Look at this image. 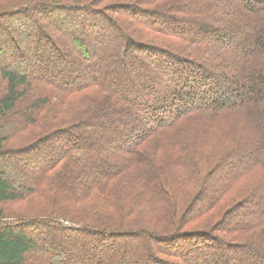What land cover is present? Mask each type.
I'll return each mask as SVG.
<instances>
[{
	"label": "trees",
	"instance_id": "16d2710c",
	"mask_svg": "<svg viewBox=\"0 0 264 264\" xmlns=\"http://www.w3.org/2000/svg\"><path fill=\"white\" fill-rule=\"evenodd\" d=\"M3 59L0 264H264V0H0Z\"/></svg>",
	"mask_w": 264,
	"mask_h": 264
},
{
	"label": "rangeland",
	"instance_id": "374dc122",
	"mask_svg": "<svg viewBox=\"0 0 264 264\" xmlns=\"http://www.w3.org/2000/svg\"><path fill=\"white\" fill-rule=\"evenodd\" d=\"M115 35H116V31H112V32H108L107 33V36H114V39L112 40L114 44H116L118 42V40L115 37ZM83 37L87 38V35L84 34ZM81 40H83V39H81ZM10 41H11V39H10ZM19 46H20V44H19ZM25 47H28V46H22L21 47L22 51H24ZM59 48H61V50H63L64 53L69 52V49L66 48L65 46H61L60 45ZM53 59L56 60V57L53 58ZM0 63H3V64H8L9 63L10 64V62L9 61H5V59H3V62H0ZM70 72H74V71H70ZM73 74H72V76H73ZM119 75H121V74L119 73ZM144 83H145L147 89L149 87H151V85H152V82H150L149 80H144ZM203 94H205V93H203ZM106 119L101 121L100 124L103 123L102 125H105V126L109 125L111 123V121L109 119H107V120ZM103 130H100L96 134V138H98L99 142L106 135L105 131H103ZM62 140L61 141L60 140L45 141L44 143H41V144H44V145H41L38 149H35V151H33V152L27 151V152H23V153H18L16 151H11L10 153H8L7 154L8 157L6 158V160H4V161H6L5 163H10V164L13 165L12 162L14 160L15 161L16 160L19 161V165H18V162H16V165H14L13 167L5 166V171L9 175H11L13 177L12 178V183H14V185H16V183H17V186L19 187V186H21V184H24V183H27L28 181H30L33 172L37 168V164H39V161L41 162V159H44V160L51 159L55 154H57V152H58L57 147L61 146V144L63 143ZM46 146H48V147H46ZM9 147H8L9 149L13 150V149H15L17 147V145L9 144ZM17 153L19 155H17ZM19 157H20L21 160L18 159ZM23 163H25V164H23ZM26 163H28V165ZM24 174H27V176H25ZM29 204H30V202H29L28 199L22 200L21 202H19V204H16V203L10 204V211L11 212H9L7 214L8 215V220L9 221H16V220H18V217H23L24 215H31L32 216L33 214H30L29 211H28V208H27V207H29ZM37 215H39V217H43L44 216V214H42V215L37 214ZM65 223H67V221H65ZM29 228L31 229L32 232L35 233L37 238H44V237L46 238V237H49L50 233H53L52 230L47 229L46 227H44V225H42L40 223L33 224L32 226H29ZM61 234L62 235H58V238L59 237H65L66 241H68L69 238H66V237L69 234L68 233H62V232H61ZM82 237L87 238V237H85L83 235H82ZM76 243H77L78 247H79V245H80V247H82L81 240H79V242L76 241ZM57 248H59L63 252L62 242H60V244L57 246ZM72 250H74V249H72ZM42 251H43V249L38 248V252H34V253L28 254L26 256V259H25V264H33L35 261H36L35 263H37V259H35V258L39 257L38 255L42 256ZM65 251L63 252V254L60 255L61 257H65V255H66ZM259 256L261 257V254H259ZM226 257H230V255H228ZM228 259L230 260L231 258H228ZM77 261H82V260L80 258V259H77L75 262H77ZM228 262L230 263V261H228ZM234 263H235V260H234Z\"/></svg>",
	"mask_w": 264,
	"mask_h": 264
}]
</instances>
